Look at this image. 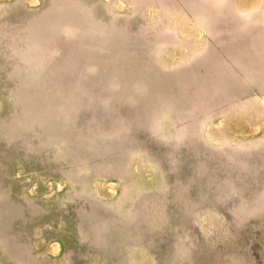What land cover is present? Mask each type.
Wrapping results in <instances>:
<instances>
[{
	"label": "rangeland",
	"instance_id": "rangeland-1",
	"mask_svg": "<svg viewBox=\"0 0 264 264\" xmlns=\"http://www.w3.org/2000/svg\"><path fill=\"white\" fill-rule=\"evenodd\" d=\"M0 264H264V0H0Z\"/></svg>",
	"mask_w": 264,
	"mask_h": 264
}]
</instances>
